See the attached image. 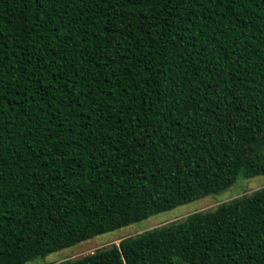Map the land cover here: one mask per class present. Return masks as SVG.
<instances>
[{
	"label": "trees",
	"instance_id": "trees-1",
	"mask_svg": "<svg viewBox=\"0 0 264 264\" xmlns=\"http://www.w3.org/2000/svg\"><path fill=\"white\" fill-rule=\"evenodd\" d=\"M264 175V0H0V264ZM264 264V187L57 264Z\"/></svg>",
	"mask_w": 264,
	"mask_h": 264
},
{
	"label": "rangeland",
	"instance_id": "rangeland-1",
	"mask_svg": "<svg viewBox=\"0 0 264 264\" xmlns=\"http://www.w3.org/2000/svg\"><path fill=\"white\" fill-rule=\"evenodd\" d=\"M262 187H264V175L251 179L239 177L236 183L228 190L215 195L205 196L189 204L176 207L170 211L152 215L143 221L113 232L97 235L94 238L83 241L75 246L50 253L45 257H40L25 264H57L66 260L74 261L98 250L109 248L113 244H118L120 240L126 237L135 236L144 231L158 228L172 222L182 221L187 216L194 213L213 211L222 203L250 196L253 192Z\"/></svg>",
	"mask_w": 264,
	"mask_h": 264
}]
</instances>
